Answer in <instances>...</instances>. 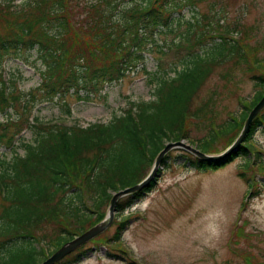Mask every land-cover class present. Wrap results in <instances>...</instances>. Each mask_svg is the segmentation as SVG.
<instances>
[{
	"label": "trees",
	"instance_id": "obj_1",
	"mask_svg": "<svg viewBox=\"0 0 264 264\" xmlns=\"http://www.w3.org/2000/svg\"><path fill=\"white\" fill-rule=\"evenodd\" d=\"M15 1L0 0V20L5 19V14L14 12L12 5L16 7ZM42 1L49 0H24L21 8L27 9L29 5L38 7V10L47 7L41 4ZM131 1L133 7L118 13L121 15V21L117 22L122 24V41L113 49L105 41V51L115 56L98 65H93V61H87V58L100 54L101 49L73 50L70 56L65 49L59 48L62 31L57 28L53 32L47 20L40 22V26L48 42L35 37L38 34L22 24L19 27L9 25L11 33L0 37V148L12 147L14 151L11 159L0 160V196L6 202L0 213V264H39L46 259L49 255L45 256L39 248V241L44 242L45 236L38 237L44 224L63 227L51 238L57 249L101 221L105 213L103 208L109 204L112 194L144 179L165 144L184 140L203 153H217L212 152L217 150L215 140L230 136L233 141L250 110L264 95L262 60L256 65L259 73L250 75L258 90L249 105L244 107L241 118H230L215 128L210 127L207 138L195 140L187 132L189 107L192 97L208 76L209 64L220 63L221 59L245 60L243 47H239L230 35H217L204 50L200 49L201 52H188L189 49L183 48L182 44L190 43L188 36L194 32L189 22L185 33L177 36L181 37L180 40L173 42L175 45L165 46L156 38L176 35L173 23L178 20L173 14L182 5L176 4L175 0ZM183 3L192 9L194 0H184ZM46 15L54 17L59 13L49 7ZM100 19L103 22L104 16ZM149 48H153L156 54L171 52L174 57L178 54L176 58L180 67L179 70L171 65L163 67L157 60L149 80L153 84L151 100L129 102L121 115L106 124L95 123L87 128L57 123L45 125L32 115L38 105L62 100L66 95L90 99L105 86L118 83L139 69L144 70V55L151 52ZM22 51L33 52L35 60L40 62L36 104L34 95L17 93L14 83L4 79L2 73V63L7 57ZM261 127L264 128V110L254 120L244 144L228 163L246 157L254 150V144L249 141ZM28 130L32 133L30 141L18 138ZM16 142L17 147L23 149L22 155L16 153ZM178 152L184 165L198 172L220 167L184 151ZM256 154L258 157L259 152ZM169 156L170 153L162 163L166 169ZM156 181L118 201L117 216L151 192ZM52 204L57 208H52ZM127 223V218L119 221L114 232L115 241L120 239ZM68 227L76 230L72 232ZM86 254V250L78 249L56 264H79Z\"/></svg>",
	"mask_w": 264,
	"mask_h": 264
},
{
	"label": "rangeland",
	"instance_id": "obj_2",
	"mask_svg": "<svg viewBox=\"0 0 264 264\" xmlns=\"http://www.w3.org/2000/svg\"><path fill=\"white\" fill-rule=\"evenodd\" d=\"M23 2L16 0L13 3L16 7L12 5L14 12L5 14V19L0 20V37L11 33L9 25L19 27L22 24L38 34L35 37L48 42L40 26V22L47 20L53 32L57 28L62 31L59 37L62 42L58 46L70 56L73 50L101 49L100 54L87 58L93 65L115 56L105 51V41L110 43L111 49L122 41L118 13L134 5L131 0H49L42 1L47 7L38 10L32 5L22 9ZM183 2L175 0L182 5L173 14L178 20L173 23L176 35L158 36V43L175 45L173 42L180 40L177 36L185 33L189 22L194 32L188 36L190 43L182 44L188 52H201L200 49L204 50L217 35L232 36L245 52V60L211 62L207 78L191 99L187 132L195 140L205 139L210 127L215 128L230 118L240 119L244 107L258 90L250 75L259 73L256 65L264 60V0H194L192 9L185 7ZM49 7L56 9L59 15L47 16ZM100 16H104L103 22ZM149 49L151 52L144 55V70L139 69L120 82L105 86L90 99L66 95L62 100L38 105L32 115L45 125L57 123L87 128L95 123L106 124L121 115L129 102L151 100L153 84L149 80L157 60L163 67L176 66V70L180 67L178 54L176 57L171 52L161 55ZM35 58L33 52L10 54L2 63V73L4 79L14 83L17 93L34 95L36 104L40 62ZM31 134V130L24 131L18 138L30 141ZM233 141L230 136L218 138L214 144L217 150L212 152H224ZM250 142L254 150L248 156L205 172L184 165L179 158L181 153L171 151L166 161L168 167L160 170L153 190L120 216L115 213L112 224L102 234L80 247L87 254L79 264H264L263 127ZM17 145L16 142V153L22 155L23 149ZM13 152L12 147L0 148V160L11 159ZM256 152H259L258 157ZM3 200L0 196V213ZM108 205L103 208L104 217ZM51 207L57 208V205ZM123 218H127L128 223L120 239L115 241L114 232ZM41 228L38 237L45 238L44 242L40 239L39 248L45 256L51 255L58 249L51 238L63 227L44 224ZM68 229L76 230L75 227Z\"/></svg>",
	"mask_w": 264,
	"mask_h": 264
},
{
	"label": "water",
	"instance_id": "obj_3",
	"mask_svg": "<svg viewBox=\"0 0 264 264\" xmlns=\"http://www.w3.org/2000/svg\"><path fill=\"white\" fill-rule=\"evenodd\" d=\"M264 110V96L258 101V103L250 110L248 113L242 129L240 130L236 139L231 143V145L224 150V152L220 154H206L196 149L195 146H191L190 144L184 141L170 142L165 144L164 148L157 154L155 157L151 169L149 173L146 175L144 179H142L137 184L132 187L126 188L124 190H120L114 194H112L108 209L105 217L94 226L87 229L82 234L74 237L72 240L64 243L60 246L55 252H53L49 257L44 259L40 264H56L61 261L63 258L68 256L69 254L75 252L77 249L82 247L85 243L90 242L92 239L102 234L113 221V217L115 215V208L118 201L124 199L134 193L140 192L153 181L156 180L160 173L159 171L162 169V163L164 158L173 150H182L194 158L201 160L207 163H215L217 165L226 164L230 158L238 152L239 148L243 145L246 137L250 131V127L257 116Z\"/></svg>",
	"mask_w": 264,
	"mask_h": 264
}]
</instances>
